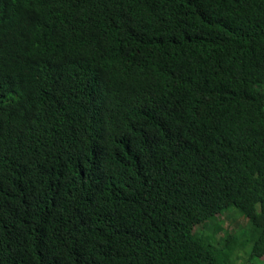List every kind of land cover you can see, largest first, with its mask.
<instances>
[{"label":"trees","instance_id":"1","mask_svg":"<svg viewBox=\"0 0 264 264\" xmlns=\"http://www.w3.org/2000/svg\"><path fill=\"white\" fill-rule=\"evenodd\" d=\"M233 209L251 235L218 244ZM246 249L264 264V0H0V264Z\"/></svg>","mask_w":264,"mask_h":264},{"label":"rangeland","instance_id":"2","mask_svg":"<svg viewBox=\"0 0 264 264\" xmlns=\"http://www.w3.org/2000/svg\"><path fill=\"white\" fill-rule=\"evenodd\" d=\"M230 211V210H229ZM228 211V212H229ZM233 211L236 212L237 217H235L233 220V216L235 215V212H229L225 215L224 221L225 223L220 227V233L217 235L216 237V241L218 244H223L222 241L224 238L227 237V234L229 233L230 235H232V237L234 238L233 243L239 239L240 237L242 238V235L240 234L245 232L246 230H249V225L246 222V218L245 216L239 212L237 209H233ZM246 221H245V220ZM218 220H222V218H219ZM210 232L207 231V234H209ZM249 237V234L247 235V239ZM214 239V238H213ZM242 242H246L243 240H239V244ZM245 247H248V245H244ZM252 247H248V252L250 253ZM247 250L245 251H241L239 252L235 259H233L234 264H256L255 262H249V257L247 255Z\"/></svg>","mask_w":264,"mask_h":264},{"label":"clouds","instance_id":"3","mask_svg":"<svg viewBox=\"0 0 264 264\" xmlns=\"http://www.w3.org/2000/svg\"><path fill=\"white\" fill-rule=\"evenodd\" d=\"M244 220H245V219H244ZM245 221H246V220H245ZM246 222H247V221H246ZM213 223L216 224L219 228L221 227L219 224H217V223H215V222H213ZM247 223H248V222H247ZM249 228H250V227H249ZM245 232H246V234L241 233V232H240V234L243 235V237H245V238H247V235L249 234V237H250V235H251V231H250V229H249V230H246ZM219 233H220V232H219ZM219 233H218V234H219ZM218 234H217V235H218ZM228 234H229V233H228ZM228 234H227V235H228ZM229 235H230V234H229ZM224 239H225V238H224ZM224 239H223V240H224ZM246 250H247V249H246ZM249 261H250V259H249Z\"/></svg>","mask_w":264,"mask_h":264}]
</instances>
